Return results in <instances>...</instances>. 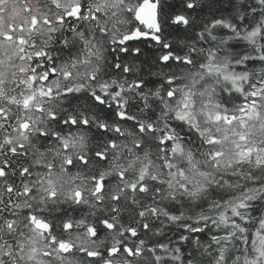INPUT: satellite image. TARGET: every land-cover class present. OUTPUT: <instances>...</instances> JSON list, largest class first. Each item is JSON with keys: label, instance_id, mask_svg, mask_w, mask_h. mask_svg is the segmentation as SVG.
<instances>
[{"label": "snow or ice", "instance_id": "1", "mask_svg": "<svg viewBox=\"0 0 264 264\" xmlns=\"http://www.w3.org/2000/svg\"><path fill=\"white\" fill-rule=\"evenodd\" d=\"M0 264H264V0H0Z\"/></svg>", "mask_w": 264, "mask_h": 264}]
</instances>
